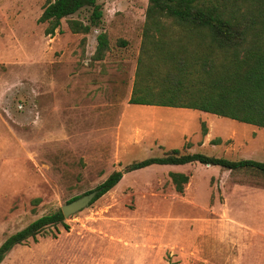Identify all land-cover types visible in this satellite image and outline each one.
<instances>
[{
  "label": "rangeland",
  "instance_id": "obj_1",
  "mask_svg": "<svg viewBox=\"0 0 264 264\" xmlns=\"http://www.w3.org/2000/svg\"><path fill=\"white\" fill-rule=\"evenodd\" d=\"M147 1L97 0L98 28L72 34L63 19L46 36L44 0H0V245L112 172L172 149L264 162V129L128 104ZM90 13L68 19L86 22ZM101 32L109 51L94 61ZM171 172L188 176L182 194ZM65 223L68 230L51 226L15 246L1 264H264V177L151 166L123 175Z\"/></svg>",
  "mask_w": 264,
  "mask_h": 264
},
{
  "label": "trees",
  "instance_id": "obj_2",
  "mask_svg": "<svg viewBox=\"0 0 264 264\" xmlns=\"http://www.w3.org/2000/svg\"><path fill=\"white\" fill-rule=\"evenodd\" d=\"M44 2L38 23L45 24L46 36H53L63 19H67L72 34L86 35L99 27L103 16L97 0ZM84 9L91 12L86 22L68 19ZM96 41L92 60L102 61L109 51L107 35L99 33ZM119 43L126 44L123 40ZM128 104L191 109L264 129V0H148ZM201 131L207 134L204 123ZM214 142L219 144L220 140ZM191 163L264 177V162L180 154L172 149L162 157L136 161L112 172L83 195L95 191L92 204L125 174L151 166ZM169 177L175 191L182 194L188 176L171 172ZM58 225L69 229L60 210L10 235L0 245V264L15 246L36 241L48 227L58 231Z\"/></svg>",
  "mask_w": 264,
  "mask_h": 264
},
{
  "label": "water",
  "instance_id": "obj_3",
  "mask_svg": "<svg viewBox=\"0 0 264 264\" xmlns=\"http://www.w3.org/2000/svg\"><path fill=\"white\" fill-rule=\"evenodd\" d=\"M96 195L95 191L90 192L89 194L83 195L76 200L62 206L60 211L64 218H68L72 214L80 212L82 209L88 207Z\"/></svg>",
  "mask_w": 264,
  "mask_h": 264
},
{
  "label": "crops",
  "instance_id": "obj_4",
  "mask_svg": "<svg viewBox=\"0 0 264 264\" xmlns=\"http://www.w3.org/2000/svg\"><path fill=\"white\" fill-rule=\"evenodd\" d=\"M134 80V79H133ZM132 86H133V84H132ZM131 91H132V89L130 90V92H129V97H130V94H131ZM133 106H137V105H133ZM139 106V105H138ZM141 106V105H140ZM203 113V112H202ZM199 164V163H198ZM188 165V164H187ZM201 165V164H200ZM168 167H172V166H175V165H167ZM181 166H184V165H181ZM208 167H211V166H208ZM219 168V167H218ZM179 173V172H178Z\"/></svg>",
  "mask_w": 264,
  "mask_h": 264
}]
</instances>
